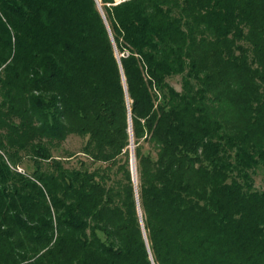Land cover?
<instances>
[{
	"label": "trees",
	"instance_id": "obj_1",
	"mask_svg": "<svg viewBox=\"0 0 264 264\" xmlns=\"http://www.w3.org/2000/svg\"><path fill=\"white\" fill-rule=\"evenodd\" d=\"M101 6L0 0V264H264V0Z\"/></svg>",
	"mask_w": 264,
	"mask_h": 264
},
{
	"label": "rangeland",
	"instance_id": "obj_2",
	"mask_svg": "<svg viewBox=\"0 0 264 264\" xmlns=\"http://www.w3.org/2000/svg\"><path fill=\"white\" fill-rule=\"evenodd\" d=\"M117 2L123 1V0H116ZM101 3V0H100ZM84 141L82 138L77 137V136H72L69 138V140L67 141L66 145L73 150H79L82 145H83ZM256 184L258 187L260 188H264V174L263 173H259L256 176Z\"/></svg>",
	"mask_w": 264,
	"mask_h": 264
},
{
	"label": "water",
	"instance_id": "obj_3",
	"mask_svg": "<svg viewBox=\"0 0 264 264\" xmlns=\"http://www.w3.org/2000/svg\"><path fill=\"white\" fill-rule=\"evenodd\" d=\"M96 1H97V4H98V6H99V8L101 10L102 15L105 18V14H104V11L102 9L100 0H96ZM132 171H133V178H134L135 184H137V172H136V163H135L134 150H132Z\"/></svg>",
	"mask_w": 264,
	"mask_h": 264
}]
</instances>
